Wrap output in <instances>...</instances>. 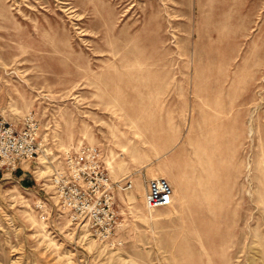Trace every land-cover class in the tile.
<instances>
[{
    "label": "rangeland",
    "instance_id": "1",
    "mask_svg": "<svg viewBox=\"0 0 264 264\" xmlns=\"http://www.w3.org/2000/svg\"><path fill=\"white\" fill-rule=\"evenodd\" d=\"M28 113L42 146L0 175V264H264V0H0V115ZM79 145L133 182L118 246L39 190ZM152 177L170 207L145 209Z\"/></svg>",
    "mask_w": 264,
    "mask_h": 264
},
{
    "label": "built area",
    "instance_id": "2",
    "mask_svg": "<svg viewBox=\"0 0 264 264\" xmlns=\"http://www.w3.org/2000/svg\"><path fill=\"white\" fill-rule=\"evenodd\" d=\"M39 137L40 125L32 113L16 124L0 115V174L12 175L21 165L36 161L42 146ZM60 163L42 183L40 191L49 195L58 210L69 218L70 224L89 230L101 244L120 245L114 239L118 227L115 193L132 190V180L113 182L95 146L79 145L69 149L63 153ZM172 196V187L166 179H149L144 196L145 209L154 211L169 207ZM45 204L40 199L36 208L43 212Z\"/></svg>",
    "mask_w": 264,
    "mask_h": 264
},
{
    "label": "crops",
    "instance_id": "3",
    "mask_svg": "<svg viewBox=\"0 0 264 264\" xmlns=\"http://www.w3.org/2000/svg\"><path fill=\"white\" fill-rule=\"evenodd\" d=\"M31 164H28V165H26V164H24V165H21L18 169H17V171L15 172V173H13L14 175H17L18 174V177H19V179L20 180H22V181H24L25 179H26V176H27V172L29 171L28 170V167L30 166ZM27 168V169H26ZM0 175H2V176H4L3 174H0ZM154 178H158V177H154ZM161 178H163V177H161ZM129 179V177H126V178H123V179H121V180H128ZM150 179H152V178H150ZM165 179V178H164ZM112 180V179H111ZM113 181V180H112ZM118 181H120V179L118 180ZM113 182H117V181H113ZM42 185V184H41ZM41 189V188H40ZM39 189V190H40ZM145 193H146V187H145ZM145 193H144V196H145ZM172 203H173V196H172ZM172 205V204H171ZM170 205V206H171ZM169 206V207H170ZM167 208V207H166ZM162 209V208H161Z\"/></svg>",
    "mask_w": 264,
    "mask_h": 264
},
{
    "label": "bare ground",
    "instance_id": "4",
    "mask_svg": "<svg viewBox=\"0 0 264 264\" xmlns=\"http://www.w3.org/2000/svg\"><path fill=\"white\" fill-rule=\"evenodd\" d=\"M154 178V177H152ZM199 187L202 189V191L205 192V190L208 188V182L207 180H204L200 185ZM178 196L182 202V204H185L186 203V186L182 183L181 185H179L178 187ZM205 200H207V198H205Z\"/></svg>",
    "mask_w": 264,
    "mask_h": 264
}]
</instances>
